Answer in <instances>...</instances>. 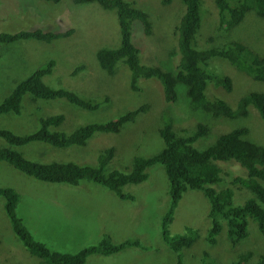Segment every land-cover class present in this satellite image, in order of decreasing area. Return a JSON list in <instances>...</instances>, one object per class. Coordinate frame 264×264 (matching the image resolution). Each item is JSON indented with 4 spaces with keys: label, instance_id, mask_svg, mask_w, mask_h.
Returning <instances> with one entry per match:
<instances>
[{
    "label": "rangeland",
    "instance_id": "rangeland-1",
    "mask_svg": "<svg viewBox=\"0 0 264 264\" xmlns=\"http://www.w3.org/2000/svg\"><path fill=\"white\" fill-rule=\"evenodd\" d=\"M133 1L149 12L154 24L150 35L144 33L140 23L138 29L134 24L133 39L141 47L142 62L176 69L180 57L171 52L177 47L175 26L185 12V4L182 0H173L169 4H163V0ZM204 6L206 12L203 14L200 44H207L205 38L209 33L218 34L208 46L241 39L264 55V18L250 11L238 26L220 32L215 0H204ZM37 27L53 31L72 29L73 32L51 42L21 39L0 43V101L17 82L51 59L55 60L53 71L43 77L47 85L68 88L86 98L108 95L110 100L98 109L89 110L66 98H35L26 93L22 100V114H0V128L9 127L25 134L39 127L40 117L64 113L66 119L60 129L70 132L86 123L116 118L145 102L150 106L120 132L97 133L84 147L60 149L43 142L28 144L24 151L29 158L95 164L101 149L115 146V157L109 167L131 170L136 156L158 153L165 146L159 133L165 111L172 115L175 128L194 129L196 123L204 122L211 125L213 136L228 131L233 125L234 128L246 126V122L251 128L249 137L264 145V119L252 105V113L245 119L214 118L204 110L190 106L183 85L177 86L179 99L167 102L161 83L154 79H142L139 82L142 90L133 91L130 87L131 70L123 61L118 62L116 73L105 71L96 52L102 46L115 47L121 41L115 10L105 9L97 2L0 0V32L14 33ZM211 62L220 67L221 72H218L232 77L233 88L227 91L222 86L211 85L209 96H219L236 107L239 98L248 92L264 91V81L251 78L228 60L214 57ZM78 65H84V68L74 73ZM212 134L203 138L204 145L217 138L218 135L212 138ZM218 164L224 171L221 186L231 185L230 177L244 173L242 165L236 161H219ZM148 173L145 181L125 185L123 191L132 194L133 199H122L114 191L93 181H82L77 185L47 183L0 161V186L17 189L21 195L18 212L35 238L52 249L76 253L86 246L98 244L104 236H109L116 244L127 239L140 241V246H126L112 254H90L84 264H177V253L162 237V218L171 203L169 180L160 163L152 165ZM248 195V189L239 194L235 192L234 202L238 204ZM209 211L210 201L201 190L189 189L179 201L170 225L172 234L185 232L188 227L196 228L199 233L196 240L183 250L184 264H203L205 252L215 259L216 264H230L239 252L246 250L254 252L253 260L264 253V239L255 223L249 224V237L237 245L231 244L225 228L217 236V243L210 244L207 240L212 225ZM39 261L40 258L30 253L14 233L4 209V197L0 196V264H38Z\"/></svg>",
    "mask_w": 264,
    "mask_h": 264
},
{
    "label": "trees",
    "instance_id": "trees-1",
    "mask_svg": "<svg viewBox=\"0 0 264 264\" xmlns=\"http://www.w3.org/2000/svg\"><path fill=\"white\" fill-rule=\"evenodd\" d=\"M74 1L97 2L105 9L116 11L121 41L115 47L107 46L108 44L100 47L96 54L101 67L109 74L116 73L118 62L123 61L131 70L130 87L133 91L142 90L139 84L142 79H154L161 83L165 100L172 102L179 99L177 86L183 85L190 99V106L193 109L200 108L214 118L245 119L251 115L252 105L264 119V91L248 92L239 98L236 107L219 96H209L211 85L222 86L228 91L233 88L231 76L220 73V67L212 64L214 57L224 58L251 78L264 81V55L241 39L208 46L215 41L218 34L209 33L205 38L207 44L201 45L199 37L202 36L203 14L206 12L204 0H182L186 9L175 26L178 34L177 47L171 52L172 55L180 57L176 69H165L158 64L142 62L141 47L133 39L134 24L138 29L140 22L146 35L152 34L154 24L149 12L136 5L135 1ZM171 1L162 2L167 4ZM215 2L218 11L217 29L220 32L238 26L250 11L264 18V0H215ZM72 31V29L53 31L37 27L14 33L0 32V43H11L21 39L51 42L59 37L69 36ZM54 65L55 60L51 59L28 77L17 82L13 90L0 101V114H22V100L26 93L32 94L35 98H66L72 104L89 110L98 109L104 102L110 100L108 95L86 98L71 89L47 85L43 77L53 71ZM82 68L84 65H78L74 73ZM149 106L150 104L145 102L116 118L86 123L70 132L60 129L66 119L64 113L40 117L39 127L25 134H19L9 127H2L0 161H6L24 174L47 183L77 185L82 181H93L114 191L122 199H133L132 194L123 191L125 185L145 181L149 177L148 169L154 164H162L169 180L171 202L162 218V237L177 253V264H184V248L189 247L199 236L194 227H188L187 231L175 234L170 230L179 201L189 189L201 190L210 201L209 217L212 225L207 234L210 244L217 243V236L225 228L231 244L237 245L249 237L250 223L257 225L264 239V145L249 137L251 128L246 122H244L246 126L234 128L233 125L228 131L213 136L211 125L204 122L196 123L194 129L175 128L172 115L165 111L163 124L159 127L165 146L158 153L136 156L131 170L109 167L115 157V146L101 149L95 164H82L72 160L31 159L24 151V146L33 142H43L60 149L71 146L84 147L97 133L120 132L127 123L135 122L139 114L148 111ZM209 133L212 134V138L218 136L213 142L204 145L203 138ZM219 161L224 163L236 161L242 165L244 173L230 177L231 185L221 186L224 171L218 164ZM245 189L250 190V195L238 204L235 203V192L239 194ZM0 196L4 197V209L14 233L30 253L40 258L38 264H84L90 254H112L126 246L141 245L137 239H127L116 244L109 236H104L98 244L86 246L76 253L52 249L47 243L35 238L18 212L21 195L17 189L12 186H0ZM253 258L254 252L246 250L239 252L230 264H264V253H260L254 260ZM202 263L216 264L215 259L207 252L203 255Z\"/></svg>",
    "mask_w": 264,
    "mask_h": 264
},
{
    "label": "clouds",
    "instance_id": "clouds-1",
    "mask_svg": "<svg viewBox=\"0 0 264 264\" xmlns=\"http://www.w3.org/2000/svg\"><path fill=\"white\" fill-rule=\"evenodd\" d=\"M172 1H173V0H172ZM172 1H171V2H172ZM167 4H169V3H167ZM138 22H139V21H138ZM139 23H140V22H139ZM140 24H141V23H140ZM67 30H70V29H67ZM67 30H63V31H67ZM1 32H4V31H1ZM72 32H73V31H72ZM71 34H72V33H71ZM71 34H70V35H71ZM66 37H67V36H66ZM44 42H45V41H44ZM75 69H76V68H75ZM242 72H243V71H242ZM227 75H228V74H227ZM231 79H232V77H231ZM226 90H227V89H226ZM227 91H228V90H227ZM227 102H228V101H227ZM229 120H230V119H229ZM95 183H96V182H95ZM220 233H221V232H220ZM241 242H242V241H241ZM241 242H240V243H241ZM238 244H239V243H238Z\"/></svg>",
    "mask_w": 264,
    "mask_h": 264
},
{
    "label": "bare ground",
    "instance_id": "bare-ground-1",
    "mask_svg": "<svg viewBox=\"0 0 264 264\" xmlns=\"http://www.w3.org/2000/svg\"><path fill=\"white\" fill-rule=\"evenodd\" d=\"M197 45V44H196ZM202 45V44H201ZM200 48V47H199ZM204 48V47H203Z\"/></svg>",
    "mask_w": 264,
    "mask_h": 264
}]
</instances>
